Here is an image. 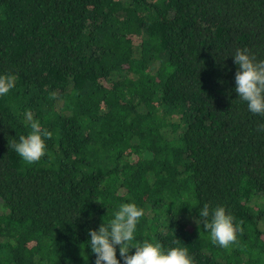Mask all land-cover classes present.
<instances>
[{
  "label": "trees",
  "instance_id": "obj_1",
  "mask_svg": "<svg viewBox=\"0 0 264 264\" xmlns=\"http://www.w3.org/2000/svg\"><path fill=\"white\" fill-rule=\"evenodd\" d=\"M244 48L264 60V0H0V76L15 79L0 96V264H95L88 232L123 203L144 210L136 241L264 264V117L235 92ZM29 113L53 134L31 165L8 146ZM205 203L243 229L236 244L211 243Z\"/></svg>",
  "mask_w": 264,
  "mask_h": 264
},
{
  "label": "clouds",
  "instance_id": "obj_2",
  "mask_svg": "<svg viewBox=\"0 0 264 264\" xmlns=\"http://www.w3.org/2000/svg\"><path fill=\"white\" fill-rule=\"evenodd\" d=\"M238 66L235 73V92L247 103L248 110L264 117V60L257 61L247 48L236 49L232 56ZM15 86V79L10 75L0 76V96H5ZM54 97V94H53ZM31 131L21 135L19 141H11L8 146L14 150L26 164L38 163L46 154V139L52 138V132L42 128L31 113L27 115ZM258 131H264V124L258 125ZM144 210L135 203H123L115 212L114 218L98 230H89V245L96 256L95 264H120L116 246L124 264H194L187 247H172L167 250L159 241H136L135 232ZM211 219L209 220V216ZM203 227L210 233L211 243L221 248H229L237 243V232H243L233 222V217L223 206H217L210 212L205 203L199 212ZM197 223V221H195ZM197 225H199L197 223ZM178 243V241H177ZM135 249L134 254H130Z\"/></svg>",
  "mask_w": 264,
  "mask_h": 264
}]
</instances>
